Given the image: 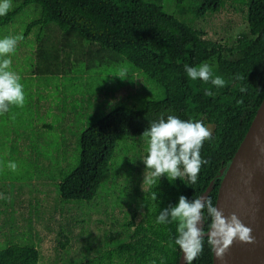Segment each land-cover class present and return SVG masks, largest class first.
<instances>
[{
	"label": "trees",
	"instance_id": "16d2710c",
	"mask_svg": "<svg viewBox=\"0 0 264 264\" xmlns=\"http://www.w3.org/2000/svg\"><path fill=\"white\" fill-rule=\"evenodd\" d=\"M225 1L11 0V10L0 16L3 27L27 5L39 8V15L25 31L41 25L33 38L35 61L29 60L40 77L52 75L74 82L77 76L100 73V90L108 87L110 75L137 72L156 87L152 96L136 106L117 103L91 115L78 134L74 164L61 171L56 183L61 199H93L119 145L126 150L124 141L137 137L144 138L148 146L142 133L161 117L202 121L213 133L201 149V157L208 163L202 165L195 184L187 176L171 182L166 175L148 183L140 194L145 209L141 219L133 232L129 231L133 218L123 225L129 232L127 241L116 235V240L104 241L106 248L99 255L62 264H177L181 251L175 244L177 223L158 224L157 217L164 208L176 205L181 195L189 200L199 197L209 183L205 199L210 198L214 205L222 170L264 96V0H229V4L244 6L247 32L228 47L206 38L191 23L192 17L217 11ZM205 63L214 77L224 79V87L188 77L185 65ZM119 84L117 81L113 88ZM206 90L214 95H205ZM204 216L201 227L206 232L211 225L206 209ZM209 239L204 235L203 254L193 264H211ZM38 257L32 242L0 244V264H39Z\"/></svg>",
	"mask_w": 264,
	"mask_h": 264
},
{
	"label": "rangeland",
	"instance_id": "374dc122",
	"mask_svg": "<svg viewBox=\"0 0 264 264\" xmlns=\"http://www.w3.org/2000/svg\"><path fill=\"white\" fill-rule=\"evenodd\" d=\"M39 12L34 5H27L9 24L0 27V39L23 37L15 53L6 57L13 60L10 70L18 75V60H34L31 45H35L34 34L41 25L25 30ZM244 12V6L226 0L217 11L192 17L191 23L201 28L206 38L228 47L247 32ZM67 80L60 81L52 75L36 76L35 83L30 85L32 90L23 86L24 106H11L6 113L13 130L8 123L0 134V244L10 240L32 242L39 253V264L95 257L106 248L104 241H114L116 235L117 239L127 241L129 232L123 225L133 218L129 226L133 232L141 219L145 209L140 194L148 186L145 173L151 172L142 161L147 154V141L129 138L124 141L126 150L119 145L93 199H61L56 183L61 171L74 164L78 134L91 115L117 103L136 106L156 91L137 72L110 75L108 87L100 90V73L77 76L74 82ZM116 80L121 84L113 88ZM28 91H33L31 96ZM28 118H34V123ZM10 163L16 164L15 171Z\"/></svg>",
	"mask_w": 264,
	"mask_h": 264
},
{
	"label": "clouds",
	"instance_id": "9594fccd",
	"mask_svg": "<svg viewBox=\"0 0 264 264\" xmlns=\"http://www.w3.org/2000/svg\"><path fill=\"white\" fill-rule=\"evenodd\" d=\"M11 8V0H0V16H6ZM22 39V36L0 39V115L7 113L11 106L23 107L25 104L26 97L20 76L10 70L12 61L6 58L15 53L17 44ZM185 71L192 80L211 82L218 88L225 86L224 79L221 76L214 77L206 63L199 67L185 65ZM205 95L213 96L214 93L206 90ZM212 136V130L202 121L182 120L168 115L166 119L161 117L159 121L152 122L142 133V137L148 139L147 155L142 161L146 170H151L150 175L145 173L144 181L153 184L166 175L173 182L178 178L184 180L187 176L190 183L195 184L202 165L208 163L201 157V149ZM9 167L16 170L15 163H10ZM153 199H156V193L153 194ZM205 209L211 217L209 244L217 258L223 260L236 241L247 244L255 242L252 229L235 213L226 217L213 205L210 198L197 197L189 200L181 195L176 205L161 211L157 223H177L175 244L183 251L186 264H193L203 254L205 233L201 225L205 223Z\"/></svg>",
	"mask_w": 264,
	"mask_h": 264
},
{
	"label": "water",
	"instance_id": "95a60500",
	"mask_svg": "<svg viewBox=\"0 0 264 264\" xmlns=\"http://www.w3.org/2000/svg\"><path fill=\"white\" fill-rule=\"evenodd\" d=\"M214 206L227 217L235 213L252 229L255 242H234L223 260L212 249L211 264H264V96L251 122L232 155L222 170ZM211 183L199 197H206ZM211 231L209 226L205 235ZM181 250L177 264H184Z\"/></svg>",
	"mask_w": 264,
	"mask_h": 264
},
{
	"label": "crops",
	"instance_id": "0c3cea01",
	"mask_svg": "<svg viewBox=\"0 0 264 264\" xmlns=\"http://www.w3.org/2000/svg\"><path fill=\"white\" fill-rule=\"evenodd\" d=\"M31 47H33L32 52L34 54V45H31ZM25 63H28V64L26 65ZM18 65L19 66H17V67L20 70V71L18 70V73H19V76H20V82L22 83L23 86H25L26 88H28V90H32L30 88V85L35 83L36 76H38V75L36 74L35 70H33L29 66V61H26L25 60V62H23L21 60H18ZM14 66H15V62H14ZM25 80H27V84H26V81ZM33 91H31V92L28 91L30 96L32 95ZM34 98H36L35 95H34ZM27 121H29L30 123H34V118H28ZM8 123H9V125H8ZM11 124H12L11 123V120L9 119V117H6V114L0 115V125H2V127H0V134L2 132H4L3 130L5 129V126H7V125L9 126L10 130L12 131L13 128L10 127Z\"/></svg>",
	"mask_w": 264,
	"mask_h": 264
}]
</instances>
